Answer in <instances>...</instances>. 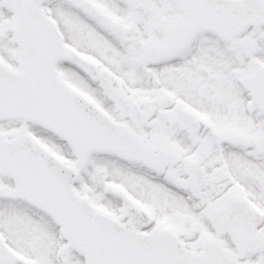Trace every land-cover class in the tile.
<instances>
[{"label":"snow or ice","instance_id":"snow-or-ice-1","mask_svg":"<svg viewBox=\"0 0 264 264\" xmlns=\"http://www.w3.org/2000/svg\"><path fill=\"white\" fill-rule=\"evenodd\" d=\"M0 264H264V0H0Z\"/></svg>","mask_w":264,"mask_h":264}]
</instances>
